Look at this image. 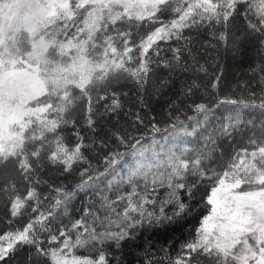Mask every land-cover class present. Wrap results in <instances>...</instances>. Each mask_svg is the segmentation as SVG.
I'll list each match as a JSON object with an SVG mask.
<instances>
[{
	"label": "snow or ice",
	"instance_id": "1",
	"mask_svg": "<svg viewBox=\"0 0 264 264\" xmlns=\"http://www.w3.org/2000/svg\"><path fill=\"white\" fill-rule=\"evenodd\" d=\"M109 27L135 53L136 109L128 90L105 91L102 110L89 101L57 129L55 149L15 158L22 184L0 186V264H264V179L250 191L239 174L249 157L264 168V0H155ZM233 30L256 59L224 86L205 53ZM165 221L192 222L190 239L135 243Z\"/></svg>",
	"mask_w": 264,
	"mask_h": 264
},
{
	"label": "trees",
	"instance_id": "2",
	"mask_svg": "<svg viewBox=\"0 0 264 264\" xmlns=\"http://www.w3.org/2000/svg\"><path fill=\"white\" fill-rule=\"evenodd\" d=\"M152 11L154 8L149 13ZM147 14H129L117 2L103 5L91 1L81 3L67 0L62 8H57L50 16L42 17L31 29L9 30L0 44L4 46L0 47L1 60L6 59L5 62L15 67H35L45 81L43 90L27 98L24 103L27 111L18 120L21 124L17 127L19 138L11 142L10 148L0 150V165L4 158H8V164L0 167V186L8 184L9 194L12 182L16 183L18 189L22 184L15 158L18 157L19 163L24 164L28 157L34 155L33 148L37 151L43 149L44 154L55 149L60 139L57 129L60 132L68 131L63 125L70 124L73 119L79 120L89 101L102 110V104H96L99 95L113 89L128 90L130 95L125 103H132L135 111V85L132 83L135 70L128 63L135 57V53L129 54V50L120 43L119 36L113 42L106 33H110L109 26L113 21L128 18L135 21ZM90 27L97 28L92 30ZM79 35H85L87 39L77 42ZM238 35L239 32L231 31L227 42L217 43L205 53V58L212 65L210 71L222 75L224 86L233 85L237 78H244L250 61L256 59L254 43L250 40H237ZM79 56L84 58L83 64L93 67L87 79L83 83L72 80L62 87L56 86L49 72L64 71L65 76L69 77L68 72L72 71L70 63L78 65L79 62L75 61H78ZM123 69L125 71L119 73ZM176 74L181 75L179 70ZM156 110L159 111V107ZM258 168L264 175V168ZM259 183L252 184L248 190H258ZM4 195L0 193V209L3 207ZM196 199L199 200V194ZM79 203L77 201L78 206ZM198 212L190 213V218L197 216ZM168 214L171 215L170 208ZM191 229L192 222L185 224L184 221H165L163 224L146 226L135 243H145L146 246L150 243L157 250L166 243L179 248L184 240L190 239ZM137 251L135 248L128 249L125 252L126 258L135 261ZM12 264H20V259H13Z\"/></svg>",
	"mask_w": 264,
	"mask_h": 264
},
{
	"label": "rangeland",
	"instance_id": "3",
	"mask_svg": "<svg viewBox=\"0 0 264 264\" xmlns=\"http://www.w3.org/2000/svg\"><path fill=\"white\" fill-rule=\"evenodd\" d=\"M67 0H0V44L12 29H31L42 20V17L52 15L57 8H62ZM81 3L95 2L107 4L120 3L123 9L133 15L149 13L154 8L155 0H76ZM4 48V46H1ZM6 60V59H5ZM0 57V150L10 148L11 142L18 139L20 132L14 128L18 120L27 110L24 103L42 91L44 79L35 67H15ZM79 62L68 73L78 83H83L89 74ZM82 66V67H81ZM72 69V68H71ZM64 75V74H63ZM239 174L243 175L241 183L252 185L264 179L261 170L247 158ZM259 190V189H258ZM256 190V191H258Z\"/></svg>",
	"mask_w": 264,
	"mask_h": 264
},
{
	"label": "bare ground",
	"instance_id": "4",
	"mask_svg": "<svg viewBox=\"0 0 264 264\" xmlns=\"http://www.w3.org/2000/svg\"><path fill=\"white\" fill-rule=\"evenodd\" d=\"M92 30H94V29H96L97 27H90ZM87 39V37L85 36V35H79L78 36V38H77V42H83V41H85ZM81 56V55H80ZM79 56V58L77 59L78 61H75V62H85V60H84V58H81ZM37 64V62H33V64ZM71 65V67H72V70L75 68V67H77L78 68V66H76V65H73L72 63H70ZM83 65V68H85V69H87V71H90V70H92L93 69V67L91 66V65H89V64H87V63H84V64H82ZM82 67V66H81ZM130 67H132L131 65H130ZM125 71V69H123L122 71H120L119 73H123ZM50 73V78H51V80L53 81V83L56 85V86H59V87H62V86H64V85H66L68 82H71L72 81V77L70 76V77H66L65 75V72L64 71H60L59 73H54L53 71H50L49 72ZM64 74V75H63ZM47 79L49 80V77L47 76ZM46 79V80H47ZM55 88V87H54ZM20 125L21 124H17L16 126H14V128L15 129H17V127H20ZM57 129V128H56ZM55 129V130H56Z\"/></svg>",
	"mask_w": 264,
	"mask_h": 264
}]
</instances>
